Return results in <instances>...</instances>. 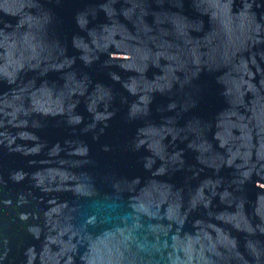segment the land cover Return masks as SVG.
Listing matches in <instances>:
<instances>
[{"label": "water", "instance_id": "obj_1", "mask_svg": "<svg viewBox=\"0 0 264 264\" xmlns=\"http://www.w3.org/2000/svg\"><path fill=\"white\" fill-rule=\"evenodd\" d=\"M0 264H264V0H0Z\"/></svg>", "mask_w": 264, "mask_h": 264}]
</instances>
